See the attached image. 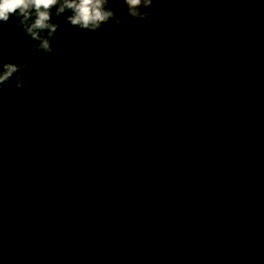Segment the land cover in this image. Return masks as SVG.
I'll use <instances>...</instances> for the list:
<instances>
[{
    "label": "trees",
    "instance_id": "1",
    "mask_svg": "<svg viewBox=\"0 0 264 264\" xmlns=\"http://www.w3.org/2000/svg\"><path fill=\"white\" fill-rule=\"evenodd\" d=\"M177 1L264 35L261 5L253 8L248 0ZM52 22L59 25L51 41L55 51H40L35 56L30 49L38 42L16 26L15 16L0 22V68L4 63L28 61V67L21 69V88H15L14 78L3 84L8 92H0L1 118H6L0 134L14 137L17 144L34 153L28 162L11 164L3 159L5 146L0 152V166L14 169L15 164L18 176L28 180L21 220L1 232L0 238L13 240L11 249L28 247V257H32L28 264H93L95 258L107 264L104 252L107 255L116 248L123 253L138 243L135 239L143 242L141 236L147 233L143 227L151 222V214L161 213L184 225L198 224L195 228L200 232L202 226L209 228V239L242 264L255 257L264 259V187L248 186L247 179L253 177L240 170L231 172L220 164L210 168L202 162L223 145L236 147L235 139L242 136L236 131L224 132L230 141L220 137L218 121L226 98L218 96L214 87L222 86L257 102L264 100V82L122 20L120 26L109 22L97 31L72 26L64 16L53 15ZM92 45L95 56L87 60L92 59L87 63L92 67L72 64L84 51L90 52ZM148 57L165 66L176 62V66L198 73L199 79L186 86L189 93H181L182 99L170 95L171 85L166 93L161 89L151 92V83L157 82L153 79L164 86L159 81L172 80L163 75L161 63V76L144 78L148 71L142 59L148 61ZM111 68L115 70L110 72ZM205 79L211 84L207 86ZM183 82L188 84V79ZM11 91L9 98L6 94ZM86 91L92 93L86 97ZM18 93L28 94V99L14 97ZM8 102L14 104L6 106ZM179 116L201 122L202 132H184V140L173 137L171 131ZM211 132L217 136L210 137ZM37 150L42 151L38 158ZM45 153L56 158L55 165L40 163ZM194 163L209 168L204 181L194 174ZM82 195L86 196L83 203L91 201L100 211L74 221L63 216L64 209L65 215L73 213ZM252 196L262 204L260 215L248 207ZM208 203L212 208L206 211ZM241 214L248 220L238 223ZM5 253V259L14 254Z\"/></svg>",
    "mask_w": 264,
    "mask_h": 264
},
{
    "label": "flooded vegetation",
    "instance_id": "2",
    "mask_svg": "<svg viewBox=\"0 0 264 264\" xmlns=\"http://www.w3.org/2000/svg\"><path fill=\"white\" fill-rule=\"evenodd\" d=\"M248 1L250 5L255 6H251L253 8H256V6L259 5L264 7V0ZM99 41L102 40L100 39L94 44H98ZM84 53L86 54L77 58L75 60L76 62L73 61L72 64H75L82 69L88 66L86 67V69H88L92 66L87 63L95 56L94 45L91 46L90 52L84 51ZM108 53H111V51ZM90 57H92V59L87 61ZM134 59L133 65L135 66L137 62L136 56ZM160 63L162 64L163 75L167 77V79H171L173 82L171 81L169 83L162 79L159 82L164 83V86L156 84L158 80L153 79V81L157 82L151 83L150 91L153 92L161 89L166 93L165 90L171 85L173 86V89L170 95L182 99L183 96L181 93H189V91L186 90V86L195 84V81L199 79L197 76L199 74L193 70L176 66V62L174 65L172 64L170 66L163 65L164 62ZM160 63H154L150 57H148V61L147 59H142L144 69L148 71V75H146V73L142 76L148 79L161 76V74H159L162 73ZM111 70L114 71L115 68H111L110 72ZM193 75L196 77L195 79L193 78ZM183 78L188 79V84H184ZM205 81L207 86L211 84L210 80L205 79ZM214 88L216 89L218 96L226 98L224 106L222 107V120L218 121L220 127V132L218 133H220V137L230 141L231 138L224 132L235 134L236 131H241L242 136L245 138L243 137L242 139V136L237 137L235 139V143L238 144H236V147L223 145L220 149L221 152L219 150L215 154H207L205 157L206 161L202 160V162L207 163L210 168L220 164L221 167H230L231 172L232 170H240L253 177L251 181L247 179L248 186L262 189L264 187V100L256 102L249 99L246 95H241L237 92H232L231 90L229 91L222 86H215ZM5 92H8V90H3V93ZM12 93L13 91L6 95L11 96ZM87 93L91 94L92 92L86 91V97ZM132 95L134 94L132 93ZM14 97L28 99V94L22 95L18 93ZM91 99L94 101L95 95H92ZM13 104L14 102H8L6 106ZM187 121L189 124H187ZM4 122H6V118L3 117L2 119L0 113V128L3 127ZM174 124V130L170 131L174 133L173 137L178 140H184L186 133L191 134L192 132H202L201 122H194L187 117L183 118L182 116H179V119H176ZM211 133L210 137H212L213 134L217 136L216 132ZM17 141L18 140L14 137L3 133L2 135L0 134V152L3 149V146H5V149L7 150V155L3 158L5 162L8 161L13 164L14 161H18L19 163L27 159L28 153H25L23 146L17 144ZM231 142H234V140L232 139ZM74 144L78 147V144L80 143L75 141ZM237 146L239 149H237ZM194 165L196 164L194 163ZM12 166L14 169L5 165L2 167L0 166V199H5L3 202H0V233L5 231L9 226L19 223L21 220V218H19L20 208L26 198L25 183L27 182L25 179H22V177H19L21 181L17 182L18 184L16 185L19 168H15V164ZM192 168H194V174L198 177L202 176L204 181L207 176L206 172L209 171V168L207 166L197 165L195 167L192 166ZM85 197V195H82L80 204L77 208H74L76 211L73 210V213H67V215H65L67 212L66 209H64L63 213L60 212L63 216L73 221L81 220L80 217L86 216L87 214L99 212V206L92 205L91 201L83 203ZM248 200L249 205H252H248V207L256 209L260 215L262 204H260L254 196ZM8 202H11L10 205H8ZM209 205L210 203L206 205V211H209L212 208L208 207ZM235 210L237 211L239 208L235 206ZM151 218V222L143 227L144 230L147 231L145 235L141 236L142 238L140 240L143 242L135 239L134 241H137L138 243L125 250L123 253L117 252L116 248L109 249L107 255L106 252H104V260H107V264H226L222 261V258L214 248L217 243L209 239V228L202 226L200 232L199 228H195L198 224H194L193 226L184 225L182 222L173 220L174 218L168 214L153 213L151 214ZM247 220V215L245 216L244 214H241L237 217L236 221L238 223H243ZM193 230L194 232L192 233ZM261 231L263 233L262 229ZM13 243L14 241L12 239L0 238V264H28V261L32 260L31 256V259L28 257V247L11 249L12 247H15L13 246ZM134 247L136 248L134 249ZM5 252H13L14 254L10 259H5L7 256ZM231 259L235 264H242L238 260ZM93 264H100L99 259L95 258Z\"/></svg>",
    "mask_w": 264,
    "mask_h": 264
},
{
    "label": "water",
    "instance_id": "3",
    "mask_svg": "<svg viewBox=\"0 0 264 264\" xmlns=\"http://www.w3.org/2000/svg\"><path fill=\"white\" fill-rule=\"evenodd\" d=\"M107 7L120 19L203 59L234 72L264 82V35L177 0H154L146 21L127 15L126 5L113 0ZM139 25V26H138ZM216 252L226 264L234 261L216 244ZM246 264H264L254 259Z\"/></svg>",
    "mask_w": 264,
    "mask_h": 264
},
{
    "label": "clouds",
    "instance_id": "4",
    "mask_svg": "<svg viewBox=\"0 0 264 264\" xmlns=\"http://www.w3.org/2000/svg\"><path fill=\"white\" fill-rule=\"evenodd\" d=\"M113 0H0V22H7L10 17L17 18L16 26L22 28L30 38L38 43L30 49L32 56L38 52L53 53L51 41L59 27L53 23V15L56 17L64 16V20L72 26L79 27L87 31H97L102 25L109 22L116 26L121 25V19L116 15L113 8L107 7ZM126 5L127 15L135 21H146L151 15L149 11H142V8H150L154 0H119ZM55 8V13L52 9ZM68 13V15H64ZM139 26V25H138ZM28 67V61L20 65L4 63L0 68V92L3 84L15 80V88L23 86L21 69ZM11 98V96H10ZM28 156H34L33 152H28ZM42 151H36L38 158ZM28 162V157L26 159ZM40 163L51 167L55 165L56 158L45 153ZM19 176L16 182H20ZM28 182V180H26ZM230 257V256H229ZM231 258V257H230Z\"/></svg>",
    "mask_w": 264,
    "mask_h": 264
}]
</instances>
